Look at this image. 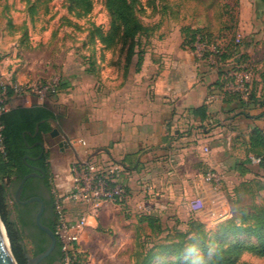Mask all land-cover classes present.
<instances>
[{
  "label": "crops",
  "instance_id": "crops-1",
  "mask_svg": "<svg viewBox=\"0 0 264 264\" xmlns=\"http://www.w3.org/2000/svg\"><path fill=\"white\" fill-rule=\"evenodd\" d=\"M239 29L258 32L256 25L246 26L244 15ZM182 40L175 29L145 47L138 71L131 59L126 72H102L95 87L71 76L53 96L25 98L20 106L43 105L56 116L41 140L61 190L70 187L74 161L125 167L129 170L122 173L121 183L127 188V204L145 196L141 209H178L210 220L217 210L215 194L198 169L217 163L211 158L216 155L226 172L233 173L251 129L264 130V118L257 117L264 114V106L245 108L248 116L230 112L232 104L224 103L210 86L221 65L183 49ZM200 106L206 108L203 120L191 113ZM64 137L68 147L62 144ZM202 147L210 149V156L201 152ZM80 210L69 206L71 217Z\"/></svg>",
  "mask_w": 264,
  "mask_h": 264
},
{
  "label": "rangeland",
  "instance_id": "rangeland-1",
  "mask_svg": "<svg viewBox=\"0 0 264 264\" xmlns=\"http://www.w3.org/2000/svg\"><path fill=\"white\" fill-rule=\"evenodd\" d=\"M135 12L147 31L135 39L134 63L148 44L175 29L184 26L200 28L211 36L209 44L195 42V49L187 50L197 54L199 59L217 62L216 56L225 53L229 47L230 56L224 68L225 90L239 92L244 98L251 90H256L257 96L264 98V0H136ZM77 15V10L67 0H0V84L14 90L60 79L72 80V76L79 79L78 82L89 80L88 86L95 87L102 72L111 75L124 71L127 47L117 45L107 50L94 35L91 38L97 27L103 31L109 28L111 18L104 0H93L88 15ZM241 15H244L246 26L256 25L257 33L240 32ZM234 62L236 65L231 66ZM235 74L248 75L245 91L236 89L238 77ZM26 97L38 99L34 95L14 92L11 97H6L7 109L23 105ZM243 149L238 153L240 160L244 159ZM201 152L210 156V149L207 152L202 147ZM211 158L217 163L210 168L201 165L198 169L200 178L215 194L217 210L210 215V220L204 216L187 215L178 209H141L145 196L133 205L125 201L124 205H118L120 210L102 205L80 237L78 264H131L136 239L147 241L146 237L150 235L147 225L139 223V216L143 214H156L162 228L169 230L160 237L173 234L174 230L186 231L189 219L202 222L211 235L219 222L238 211L264 206V171L257 163L245 164L241 168L236 166L229 174L216 155ZM207 173L215 175L212 181L205 180ZM226 209L230 213L225 214ZM205 210L202 209L204 213ZM237 239L249 240L238 236L229 237L225 242ZM198 256H202L199 251L190 257ZM242 260L264 264L263 259L250 254H244Z\"/></svg>",
  "mask_w": 264,
  "mask_h": 264
},
{
  "label": "trees",
  "instance_id": "trees-1",
  "mask_svg": "<svg viewBox=\"0 0 264 264\" xmlns=\"http://www.w3.org/2000/svg\"><path fill=\"white\" fill-rule=\"evenodd\" d=\"M67 2L77 10L79 17L88 15L93 6V0H67ZM104 5L111 18L109 28L103 31L97 27L91 38L95 36L97 41L107 50L114 49L117 45L126 46L127 54L123 66L124 72H126L133 57L135 39L137 36L143 35L147 28L136 15V0H104ZM180 33L183 39L181 45L183 49L194 50L195 42L208 45L211 38L203 29L190 26L182 27ZM227 49L225 53L216 56V63L221 66L218 69L217 81L210 86L223 96L224 103L232 104L230 112L237 111L234 115L248 116L245 108L264 106V98L257 96L256 90H251L246 98L242 97L239 92L225 90L226 80L224 76L226 70L224 68L230 56ZM142 56L143 54L137 55L136 71L140 69ZM233 65H236V62L231 64V66ZM64 85L65 81L60 79L59 89ZM2 90L3 86L0 84V93ZM6 91L8 97L13 95L10 88H6ZM191 113L198 116L200 120L206 118L205 106L194 108ZM257 117L264 118V114ZM54 119H56L54 113L43 105L16 106L0 115V133L4 146V151H0V219L17 264H25L22 245V240L25 237L23 229L26 224H31L35 228L34 215L37 212L38 204L33 203L25 206L17 204L13 199L11 188H15L20 179L30 172V169L22 161L24 155L28 153L27 146L42 141V135L51 130L50 122ZM36 126L38 132L34 136ZM39 155V148L36 147L31 150L30 156L37 157ZM253 159L258 160V167L264 171V130L257 127L249 132L245 144V158L237 166L241 168L245 164L253 165ZM26 162L31 163L27 160ZM37 165L43 170V183L48 196L47 200L40 195L44 203L41 223L55 232L57 217L48 183V177L51 174L48 152L41 155ZM124 170L128 171L129 169L124 167ZM121 176L117 179L118 183H121ZM124 190L127 195L125 186ZM28 198L30 197L26 196L23 190L20 200L24 201ZM125 201L126 199L116 201L115 204L122 206ZM48 209L50 215L48 217L49 222L46 223L43 216ZM139 223L147 225L150 229V235L146 237L147 241L145 239L141 241L137 237L135 250L130 256L131 264H250L242 260L244 254H250L264 260V206H254L250 211L244 209L238 211L236 215L219 222L211 235L206 231L204 224L195 219H189L186 223V231L174 230L173 234L167 233L164 237L160 236L169 230L162 228L156 214L140 215ZM238 236H244L249 240L237 239L228 243L225 242L229 237ZM43 241L45 245L38 248L34 254L45 250L49 240L44 239ZM147 245L150 247H146ZM198 251L202 253V256L194 259L190 257ZM49 258L50 261L59 263L62 261L61 244L58 238L57 246ZM155 259L158 260L154 262Z\"/></svg>",
  "mask_w": 264,
  "mask_h": 264
},
{
  "label": "built area",
  "instance_id": "built-area-1",
  "mask_svg": "<svg viewBox=\"0 0 264 264\" xmlns=\"http://www.w3.org/2000/svg\"><path fill=\"white\" fill-rule=\"evenodd\" d=\"M237 79L236 89L241 92L246 90L245 84L248 75L235 74ZM59 90V80L52 83L40 85L23 86L12 90L13 93H24L34 95L38 99L55 95ZM0 115L8 111L5 101L7 97L6 88L0 93ZM1 130V126H0ZM0 151H4L2 136L0 133ZM207 151V148H205ZM257 163V159H253ZM125 170L123 167L108 165L99 166L92 161L81 163L74 161L70 165L71 184L68 190H61L56 184L55 178L50 174L48 183L53 197L54 210L57 217L55 235L59 239L62 252V263L78 264L77 254L78 242L96 212L104 203L126 199L127 195L122 183L117 179ZM215 175L207 173L205 180L212 181ZM69 206L80 207L81 210L76 217L69 214Z\"/></svg>",
  "mask_w": 264,
  "mask_h": 264
},
{
  "label": "flooded vegetation",
  "instance_id": "flooded-vegetation-1",
  "mask_svg": "<svg viewBox=\"0 0 264 264\" xmlns=\"http://www.w3.org/2000/svg\"><path fill=\"white\" fill-rule=\"evenodd\" d=\"M38 142H41L42 145L36 144ZM36 147L39 148L40 155L37 157L30 156L31 150L36 148ZM27 150H28V153L25 154L24 157L22 158L23 163L27 166L28 169H30V172H28L26 175L36 172L34 170V168H40L37 165V162L40 159L41 155L46 152L44 144L42 141H37L31 146H27ZM25 157H28V159H25ZM26 160L30 161L31 163L30 164L27 163ZM25 176H23V177H25ZM22 178L20 179V181L22 180ZM14 180H15V178H14ZM27 180H29V181L26 183ZM27 180L25 181L26 186L24 183V185L22 187V191L24 190V193L26 196H29L30 198H32V197H40V195H41L42 197H44L48 200L47 191H46V188H45L44 183H43V176H41V175L34 176V177L28 178ZM20 181L17 183L15 188H13V187L11 188V191H13V196H14V193H15ZM22 191L20 193V198H21ZM30 198H28V199H30ZM24 201H26V200H24ZM34 203H36V202H34ZM17 204H19V203H17ZM29 204H33V203H29ZM29 204H20V205L25 206V205H29ZM38 208H39V204H38ZM38 208H37V211H38ZM36 213H35V215H36ZM35 215H34V224H35ZM49 215H50V210L48 209V210H46V213L43 216L46 223L49 222L48 221ZM23 234L25 236L22 240L23 254L25 256V264H28V259H27L26 255H29V257L33 258V257L37 256L38 254H40L41 252L36 253V254H34V252L37 251L38 248H40L41 246H44L45 244H44L43 240L48 239V238H47L45 233H43L40 229H38L36 224H35V228L31 224H26V226L23 229ZM50 255H48L45 259L40 261L38 264H57L58 263L57 261H50V258H49Z\"/></svg>",
  "mask_w": 264,
  "mask_h": 264
},
{
  "label": "water",
  "instance_id": "water-1",
  "mask_svg": "<svg viewBox=\"0 0 264 264\" xmlns=\"http://www.w3.org/2000/svg\"><path fill=\"white\" fill-rule=\"evenodd\" d=\"M38 132V127L36 126L35 128V132H34V136L37 134ZM38 145H42L41 142L36 143ZM62 144L65 147H68V142H67V138L64 137V141L62 142ZM25 159H28V157H25ZM34 170L36 172L34 173H30L28 175H26L25 177L22 178V180L20 181L15 193H14V200L19 203V204H29V203H38L39 204V208L38 211L35 215V224L38 227V229H40L43 233L46 234L49 243L47 245V247L45 248V250L43 252H41L40 254H38L37 256L31 258L29 257V255L27 256L28 259V264H38L40 261H42L43 259H45L48 255H50L56 248L57 246V237L55 235V233L47 226L43 225L41 223V216L44 210V203L43 200L40 197H32L26 201H21L20 200V193L22 191V187L25 183V181L30 178V177H34V176H44L43 170L40 168H34ZM0 264H17L11 249H10V245L8 242V238L4 229V226L2 224V221L0 219ZM59 264V262L57 263Z\"/></svg>",
  "mask_w": 264,
  "mask_h": 264
}]
</instances>
